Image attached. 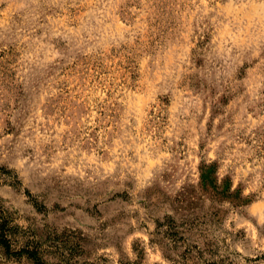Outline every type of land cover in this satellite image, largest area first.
<instances>
[{
  "label": "rangeland",
  "instance_id": "1",
  "mask_svg": "<svg viewBox=\"0 0 264 264\" xmlns=\"http://www.w3.org/2000/svg\"><path fill=\"white\" fill-rule=\"evenodd\" d=\"M0 204L46 264H264V0H0Z\"/></svg>",
  "mask_w": 264,
  "mask_h": 264
},
{
  "label": "trees",
  "instance_id": "2",
  "mask_svg": "<svg viewBox=\"0 0 264 264\" xmlns=\"http://www.w3.org/2000/svg\"><path fill=\"white\" fill-rule=\"evenodd\" d=\"M212 166H208V170L201 177V181L205 186L211 184L213 178ZM16 227L10 226V222L6 216L3 206L0 204V246L4 249L5 253L11 257H26L32 261L33 264H46L41 254L34 248H28L27 245L14 247V234Z\"/></svg>",
  "mask_w": 264,
  "mask_h": 264
}]
</instances>
